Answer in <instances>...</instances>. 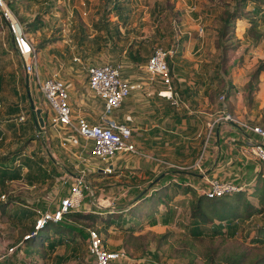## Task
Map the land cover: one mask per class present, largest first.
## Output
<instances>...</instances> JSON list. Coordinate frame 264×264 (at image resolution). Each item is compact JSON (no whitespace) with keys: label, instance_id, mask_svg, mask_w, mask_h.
Wrapping results in <instances>:
<instances>
[{"label":"crops","instance_id":"0c3cea01","mask_svg":"<svg viewBox=\"0 0 264 264\" xmlns=\"http://www.w3.org/2000/svg\"><path fill=\"white\" fill-rule=\"evenodd\" d=\"M211 1L217 2V4H206L207 9L217 8L224 11L227 8L233 9L236 5L232 0ZM173 7V4L169 6L171 9ZM188 8L192 11L196 9V6H188ZM177 13L181 18L180 20L177 17L182 27V29L180 28L181 34L178 37L176 35L170 37L173 40L167 43L165 48L173 51V55L169 58L173 83L185 105L176 107L172 105L170 100L161 96L160 91L165 86L160 81L150 83L147 80L144 66L149 57L144 59L145 55H141L145 62L134 60L132 53H136L130 50L129 56L135 63L139 64V70L142 69L143 75L130 73L126 70L125 65L123 66V74L131 82L138 83L141 87L133 91L121 107L113 112H118L117 115L112 113L110 117L133 129L132 142L135 144L138 153H121L114 160L115 172L113 174L102 175L100 173L99 177H97L98 175L95 177V180L97 178L107 180V183L103 184L107 186L102 189L105 190V193L98 188L99 197L103 199L104 194H106V196H113L114 200L116 199L115 202L120 200L122 203V209L116 210L117 207L116 211L126 210L130 206L139 204L144 196L151 197L160 193L161 190L167 192V199L170 200V203L159 205L154 215L156 220L150 222L154 216H147L143 219L144 225L147 224L146 229L148 228V231H152L156 235H161L168 230L176 231V227L181 223V214L187 203L191 207L192 202L203 196V189L209 186V181L212 179L245 185L247 188L244 191L250 190L248 192L253 191L257 186L264 188V163L250 150L251 144L260 142L262 139L244 126V124L264 125V20L257 18L253 21L247 18L237 19L234 35L238 44L235 47L226 48L229 35L221 37L220 31L224 22L219 15L210 22L212 24L214 21L215 32L212 33L205 32L204 27L201 26L203 23L201 17L190 18L187 16L182 18L181 12ZM116 17L119 21V16ZM185 20L186 22H184ZM204 22L205 25H208L207 20ZM184 25L186 26L184 27ZM121 27L122 24H120ZM197 28L201 32H192V29ZM250 29L254 33L259 32L262 35L257 39L251 34ZM40 57L41 51H39V62ZM21 64L24 82L22 84L18 82L17 89L22 88L24 91H20L21 97H15L12 100L8 98L15 103V106L9 107L8 112H2L0 115V131L5 134L3 131L8 130L7 126L13 122L23 123L22 126L26 127L22 134L23 137L26 136V139L32 138L36 141L40 135L38 136L37 133L39 130L31 103L33 102L37 109L42 110L47 128L53 127L50 123L52 111L32 77L26 73L22 60ZM41 70L42 77H47L43 68ZM69 84L75 116L79 114L86 117L91 123H97L104 111L103 100L95 96L88 86L87 91L81 92V89L78 91L75 86L73 87V83L69 82ZM35 91L40 92L43 100ZM78 94L80 97H77ZM222 95H225L224 100H221ZM3 99V108L0 110L6 109L4 96ZM24 100L29 106V118L27 117V120L19 123L17 120L19 114L26 111L23 105ZM78 100L79 103H77ZM221 111L232 113L238 122H218L210 134V124L217 121ZM56 130L58 134L51 133L52 137L55 136L58 139L60 137L61 139L62 132L66 133L59 131L58 128ZM61 140L57 142L59 143ZM81 146L82 142L80 145L73 144L64 151L59 150V146L56 145L53 146L54 148L43 146V162L39 167L40 179L38 180H33L37 179L38 176L35 178L33 176L28 177V174L25 176L29 170L28 162L35 157L33 155L27 156L25 148L20 149L21 155L30 157L29 160L24 158L28 164L22 165V169H20L23 177L20 180H8L5 183L22 181L26 184H38L47 187L42 193L46 197L43 196L44 201L37 204L39 208H33L31 211L33 213L21 208L16 213L9 211L8 218L15 216L26 218L29 214L37 213V210L51 209L55 203L58 205L60 198L68 193L69 188V183L65 184L63 177L73 178L75 175H79L80 170L88 164L87 162L83 164L78 157L82 153ZM67 156H70L71 161ZM9 164L12 165L10 162ZM169 164H173L174 167L170 168ZM90 172L88 171L86 175L89 185L88 174ZM125 188L130 190L128 196L121 193L122 189ZM48 195L52 197L50 203L47 201ZM94 196L96 195H92L89 190H86L80 211L109 210L105 209L106 204H103L104 207H100ZM255 199L258 200V198ZM0 201L2 200L0 199ZM105 203L109 204L108 201ZM171 210L176 211V214L169 222H165L168 212ZM261 215H264V210L258 216ZM4 217L7 215L2 216V211H0V218ZM37 217L38 215H36ZM126 218L130 220L128 214H126ZM135 223L142 224L138 219L134 220ZM246 223L248 221L242 224L243 229ZM129 225L123 226L127 233H131L126 230ZM184 229L183 231H185ZM260 230L264 231V226ZM141 231L143 230L139 228L133 235H138ZM23 247L26 250L28 245H23ZM12 255L24 264H28V259L33 260L34 256H38L42 260H48L50 257V255L47 257H42L39 254L28 255L20 248ZM145 255L140 258L130 256L129 260L117 261L115 264H172L171 262L164 263L160 257V251L156 252L155 250L152 255ZM54 258L57 260L56 264H63L66 254L56 255Z\"/></svg>","mask_w":264,"mask_h":264},{"label":"rangeland","instance_id":"374dc122","mask_svg":"<svg viewBox=\"0 0 264 264\" xmlns=\"http://www.w3.org/2000/svg\"><path fill=\"white\" fill-rule=\"evenodd\" d=\"M12 2L11 8L23 22L28 38L38 52L41 51L39 71H42L43 68L45 76H49L53 71H59L63 79L73 83V87L75 86L78 91L81 89V92L87 91L88 86L87 74L83 68V65L86 64L121 62L130 73L143 75L142 69L139 70V64L135 63L129 56L130 50L137 55L139 53L145 55L144 59H146V57H150L155 47L162 46L165 48L167 43L173 40L170 37L175 35L178 37L181 34V18L177 12H181L182 18L187 16L190 18L201 17L203 19L201 26L204 27L205 32L212 33L215 32V29L213 27L214 21L210 24L211 20L217 15L223 14L222 9H207L206 4H217L211 0H12ZM171 4L174 5L173 9L169 8ZM183 4H185L184 7H182ZM194 5L196 9L191 11L188 6L193 7ZM252 7L254 4L249 3L247 10H252ZM120 15H122L121 19ZM116 16H119V21H117ZM256 18L264 20V5ZM205 20H207L208 25H205ZM33 23L36 26H32ZM120 24L122 27L117 31L116 27ZM231 30L232 28L229 29L230 32ZM199 31L198 28L192 29V32ZM230 32L229 34L233 35V31ZM228 44L229 48L237 46L238 42L235 35L233 41L228 42ZM12 47L10 33L0 14V84L2 87H0V98L4 101V96L6 100V109L0 110V115L2 112H8L9 107L15 106L11 100L15 97H21L19 93L24 91L22 88L17 89V83L22 84L24 82V72L21 58ZM143 61L145 62V60ZM35 93L43 100L40 92L35 91ZM77 97H80V94ZM23 105L28 113L29 106L25 100ZM117 113L113 114L117 115ZM22 124L13 122L7 126L8 130L3 129L5 134L0 138V159L6 158L14 168L18 169H22V165L29 163V170L25 176L26 174L28 177L33 176V178L38 176L37 179H33L38 180L40 179L39 167L43 162L42 147L54 148L53 146L56 145L59 146V148L57 147L59 150H68L61 145L62 141L57 142L66 134L62 132L61 139L60 137L59 139L55 136L52 137L51 133L58 134V132L56 128L49 126L46 136L42 134L34 141L35 139L23 137L22 134L26 127ZM58 130L66 131L62 128H58ZM22 148L27 150V156L33 155L35 159H31L27 163L25 159L29 160L30 157H25L19 153ZM65 154L68 155L66 152ZM63 156H65L64 153ZM67 158L70 159V156ZM19 164L21 166H18ZM96 176L99 177L100 174L91 171L88 174V180L98 199L100 192H98V188L101 190L107 186L103 185L107 183V180L103 178L95 180ZM46 188L38 184H26L22 181L0 183V199L3 194L6 195V199H1L0 202H6L13 197L18 201L9 206V211L16 213L22 208L31 212L38 203L44 201L46 196L42 193ZM47 199L49 203L52 201L50 195ZM249 199L254 205L258 204L256 206H259L257 199L253 197ZM53 202H55L54 199ZM117 203L119 204L117 205ZM55 205L57 204L55 203L53 206ZM53 206L52 211L56 210L57 207L53 208ZM117 207L118 209H116ZM122 207L119 200L116 202V208L105 209L114 211L115 209L120 210ZM192 214V207L187 203L182 211L181 223L176 227V231L168 230L161 235L148 231V228L146 229L147 224L144 225V220L141 221V225L135 223L140 230H143L138 235L125 232L124 223L112 225L107 230L102 227L100 222L95 226L101 230L100 236L108 248L124 249L129 256L136 258L143 257L145 254V256L152 255L155 250L156 252L160 251V257L164 263L223 264L224 257L228 255L239 257L240 254L242 264H253L257 258L264 256V244L255 243L258 231L264 226V215H257L246 223L244 229L235 238L212 237L211 235L196 238L191 236L189 229L186 228L190 224L189 220H192ZM113 216L111 221L117 223L119 215ZM131 218H134V215ZM36 220V214H29L26 218L16 216L8 218V215L0 218V258L6 255L11 247L17 246L22 240L21 236L26 232V228L34 225ZM91 225L93 224L87 222L85 230L88 231L89 226L92 229L93 226ZM52 228L53 233H60L68 229L59 225H54ZM49 240V235L45 234L44 241L48 242ZM20 250H24L28 255L36 253V251L30 250V246L26 250L24 247H20ZM49 254L48 260L34 256L33 260L28 259V264H56L57 260L54 256L62 254H66L63 264H91L93 260L89 253V240H84L82 237L68 248L65 245L60 246L54 251H50ZM52 261L53 263H51Z\"/></svg>","mask_w":264,"mask_h":264},{"label":"built area","instance_id":"2783aa9c","mask_svg":"<svg viewBox=\"0 0 264 264\" xmlns=\"http://www.w3.org/2000/svg\"><path fill=\"white\" fill-rule=\"evenodd\" d=\"M0 14L6 24V28L10 33L12 46L18 56L21 58L26 73L32 77L37 88L44 95L48 102L52 114L50 123L55 128L66 130L62 136L61 145L68 148L70 145H80L82 142V153L79 158L83 164H88L83 167L79 175L71 177H63L64 183H69L68 193L60 198V202L56 210L50 208L37 210L36 229L43 227L48 221L59 222L65 220L66 214L81 210L85 199L86 190H89L92 195L94 191L86 180L88 171L101 173L102 175H111L115 172L114 160L121 153H138L135 144L132 142L133 129L128 125L118 123L111 119V114L121 107L123 102L133 91L139 89L141 85L131 82L123 74V65L119 62H106L102 64H86L83 68L86 71L88 78V88L95 96L99 97L104 102V111L100 115L97 123H91L86 117L81 115L75 116L74 107L71 103V86L68 81L63 79L59 71H53L49 76L43 78L39 71V52L28 38V33L23 22L13 12L8 0H0ZM172 50H168L162 46L154 48L153 53L149 57L144 70L147 74V80L150 83L160 81L165 88L160 91V95L171 101L172 105L180 107L185 105V102L176 91L173 83L172 69L169 63V58ZM78 60V58H75ZM225 95L221 96L224 100ZM3 108V101L0 98V109ZM29 113L22 111L17 120L23 122L27 120ZM238 122L237 118L230 112L221 111L217 121L210 124L209 133L218 122ZM246 128L262 139L250 145L252 153L260 158L264 163V125H249L244 124ZM47 126L42 127L40 134L46 136ZM2 138V137H0ZM89 165V166H88ZM169 167H174L169 164ZM247 186L237 184L230 181H222L212 179L209 181V186L203 189V194L209 198H216L225 194H232L246 190ZM105 193V190H102ZM129 188L122 189L121 193L125 196L129 194ZM100 207L113 209L116 208L113 196L99 197L94 196ZM1 199H6L3 194ZM108 201V203H105ZM89 232V253L93 259L91 264H115L117 261L129 260L130 256L124 249L108 248L100 233L93 229H88ZM32 234L26 235L25 238ZM23 240L17 246L9 249L8 253L0 260L9 258L20 247H23Z\"/></svg>","mask_w":264,"mask_h":264},{"label":"trees","instance_id":"16d2710c","mask_svg":"<svg viewBox=\"0 0 264 264\" xmlns=\"http://www.w3.org/2000/svg\"><path fill=\"white\" fill-rule=\"evenodd\" d=\"M236 3L235 7L227 8L223 11V14L220 15L221 20L224 22L221 27V37L228 36L226 48L229 47L228 42L233 41L234 39V27L237 19L247 18L250 20H255L257 15L260 14L262 7L264 5V0H232ZM12 0L9 1L11 6ZM249 3L254 4L252 10H247ZM12 7V6H11ZM120 15V19H121ZM32 26H36L33 23ZM120 26L117 25L116 30L119 31ZM231 32L229 29H231ZM251 34L257 39L262 35L259 32L254 33L252 29ZM233 35H230L232 33ZM132 58L134 60L140 61L143 60L141 54L139 55L132 53ZM258 72V71H257ZM256 72V74H258ZM3 136L2 131H0V137ZM20 169L14 168L13 165H10L6 158L0 159V182L4 184L8 180H20L22 179ZM250 191V190H248ZM240 191L232 194H225L216 198H209L206 195L198 198L197 201L192 202L191 207L193 210L192 220L186 228L189 229L190 235L196 238L203 237L205 235H211L212 237L217 236H227L230 238H235L239 232L243 229L242 224L249 222L256 215H260L264 210V188L262 186H257L253 191ZM162 193V194H161ZM164 194V195H163ZM249 197L258 198L259 206L253 204L250 201ZM167 192L162 191L151 197H142L139 204L135 206H130L126 210L121 211H111V210H101L96 212H70L66 214L65 220L54 222L48 221L43 227L36 229V223L30 228L26 229V232L22 234L23 245L30 246V250L36 251L33 254L42 255V257L49 256L50 251H54L60 246H66L67 248L73 243H76L77 239L82 237L84 240L89 239V232L85 230V224L87 222L93 224V230L101 233L99 228H96V224L100 222L102 227L107 230L112 225H119L124 223L129 225L126 230L130 231L133 234L137 229L138 225L134 224V220L141 222L147 216H154L158 210V207L162 203L167 205L170 203V200L167 199ZM150 203H148V201ZM18 200L11 197L8 201L0 204V211L3 215H10L9 206L11 204H16ZM33 213V212H31ZM34 214L37 215L36 212ZM126 214L130 216V220L126 218ZM176 211L171 210L168 212V216L165 219V222H169L174 218ZM113 215H119V220L117 223L112 222ZM122 215V217H121ZM137 217L132 219L131 216ZM155 216L151 219L150 222L155 221ZM87 221V222H86ZM54 225H59L60 227L65 226L68 229L60 233H53ZM126 227V226H125ZM90 228V226H89ZM91 229V228H90ZM32 234L29 237L25 238L26 235ZM48 234L50 240L44 241V235ZM163 237V236H161ZM255 243L264 244V231L259 230L256 236ZM30 254V253H29ZM30 254V255H33ZM239 257L228 255L224 257L223 264H242V256ZM7 259V260H6ZM0 260V264H24L22 261L15 259V256H11ZM211 264V263H209ZM253 264H264V256L257 258Z\"/></svg>","mask_w":264,"mask_h":264},{"label":"water","instance_id":"95a60500","mask_svg":"<svg viewBox=\"0 0 264 264\" xmlns=\"http://www.w3.org/2000/svg\"><path fill=\"white\" fill-rule=\"evenodd\" d=\"M31 108H32V111H33V114H34V117L37 123L38 130L41 131L42 127L45 126V119L42 116V110L37 109L33 102L31 103Z\"/></svg>","mask_w":264,"mask_h":264}]
</instances>
